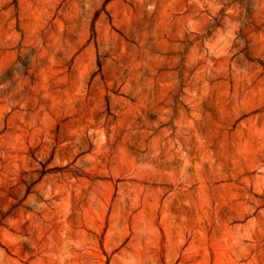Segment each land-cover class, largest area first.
<instances>
[{
	"label": "rangeland",
	"instance_id": "obj_1",
	"mask_svg": "<svg viewBox=\"0 0 264 264\" xmlns=\"http://www.w3.org/2000/svg\"><path fill=\"white\" fill-rule=\"evenodd\" d=\"M0 264H264V0H0Z\"/></svg>",
	"mask_w": 264,
	"mask_h": 264
}]
</instances>
